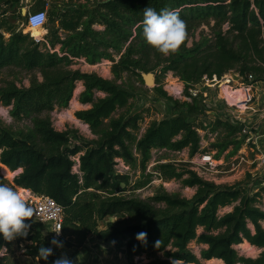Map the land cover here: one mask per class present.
<instances>
[{"label":"trees","instance_id":"1","mask_svg":"<svg viewBox=\"0 0 264 264\" xmlns=\"http://www.w3.org/2000/svg\"><path fill=\"white\" fill-rule=\"evenodd\" d=\"M12 1V0H9ZM70 5L59 14L49 12L47 38L52 49L61 46V55L37 43L28 33L8 28L0 22V72L16 68L33 73L29 87L14 81L0 84V104L10 107L16 121L29 119L31 124L15 129L0 122V164L11 172L21 171L14 186L49 196L64 208L63 234L67 248H82L90 236L110 242L118 252L133 259L150 249L163 252V258L148 264H199L200 259L189 248L197 241L205 246L203 260L219 259L224 264H264V184L255 190L240 185H218L192 170L179 171L174 165L157 166L169 179H177L185 187L195 188L191 199L167 192L142 200L123 196L120 186L129 185L128 175L116 172V160L125 161L144 173L154 149L183 151L191 157L201 150L200 126L204 124L203 96H192L188 89L204 77L221 79L236 70L248 80H264V0H96L91 4ZM157 12L171 10L186 24V38L179 50L167 57L148 45L143 38L144 9ZM18 22H26L20 12ZM206 25L211 34L189 47L192 31ZM103 26V30L95 29ZM60 31L65 36H60ZM5 33L10 34L6 38ZM85 59L90 65L111 61L114 79L96 73L71 69L75 60ZM186 84L191 101L175 100L174 117L152 122L139 134L141 116L131 115L133 94L118 81L125 73H150L164 66ZM41 77V78H40ZM78 81L85 90L79 101L89 109L76 113L97 137L95 146L83 151L81 144L71 146L74 132L58 131L47 115L56 107L66 108L73 99ZM103 96L99 97L98 94ZM163 96L167 93L160 89ZM120 110L125 112L115 116ZM225 126L227 135L215 147L220 153L230 146L235 155L245 141L238 123L217 118L208 125ZM80 155L79 173L74 171L73 157ZM3 184H7L2 179ZM148 182H137L144 187ZM260 186V185H259ZM251 192H253L251 194ZM232 207L230 212L222 210ZM125 214L122 221L99 223L108 217ZM204 233L198 235V229ZM144 234V239H138ZM248 242L263 249L258 258L240 254L236 246ZM39 264H54L39 255L41 247H49L42 232L30 228L26 237L8 242L0 238V264H18L15 250ZM20 249V248H19Z\"/></svg>","mask_w":264,"mask_h":264},{"label":"rangeland","instance_id":"2","mask_svg":"<svg viewBox=\"0 0 264 264\" xmlns=\"http://www.w3.org/2000/svg\"><path fill=\"white\" fill-rule=\"evenodd\" d=\"M77 2L85 3L86 1L85 0H48L47 2L48 16H49V12H52L53 9H58L59 14H61V12H64L69 8H73L70 7V5L75 4ZM90 2L91 4H93L97 1L90 0ZM20 12L21 11L18 9L13 10L11 11L8 17L5 16L1 18L0 22L5 21L6 26L8 28H18L19 31L21 30L20 28L23 27L28 34L30 33V29L27 28L26 22L20 23L17 20ZM59 21H60L59 18L55 17L54 23L48 22V25L52 26L53 24H59ZM95 29L103 30L104 27L95 26ZM202 33H204L205 35H210L211 32L209 27L206 25H202L201 27H198L197 29L192 31L189 36V44H188L189 47L193 46V43L195 41H199L201 39ZM60 36L61 37L65 36V33L60 31ZM6 38L9 37L6 36ZM48 39L51 40L50 36L47 38V40ZM53 48L54 49L52 50V47L51 49L48 47V49L51 52H58L61 55L60 45H56ZM168 55H165V57H167ZM112 64L113 63L111 61L103 60L102 62L96 65H90L86 62L85 59H77L75 60L74 65L72 66L71 69L80 70L83 73H90V74L96 73L105 79L112 80L114 79V75L112 73ZM165 66L166 65L161 66L157 68L155 71H152L150 73L141 72L143 79L145 76H148L150 74L155 75V84L151 86H147L145 84V81L143 82L138 75L133 73H125L122 76V78L118 81V83L121 86L129 88L133 94L130 114L131 115L139 114L141 116V119L139 121V134L143 133V131L147 129L152 122L170 119L174 117L175 114H178V112L176 113L175 111L176 110V105L174 102L175 100L184 102L187 101L188 99L186 96V87H187L186 84L183 81H181V79L178 77V75L175 72L173 71L164 72L163 67ZM32 75L33 73H28L16 68H11V69L7 68L0 72V84H3V82L5 81L7 82L14 81L19 87H29L30 79ZM262 77L264 79V76ZM205 79H208V77L207 78L204 77L201 83H199L202 84V88H204L205 86L206 83ZM216 80L217 81L225 80V83H230L231 80H233L234 81L233 84L235 86H242V85L244 86L247 84L246 78L240 75L238 68H236V70H232L226 73L221 79H218L217 76H215L212 80H210V82L212 83L213 81ZM182 83L184 87V93L183 96L180 97L176 93L181 89ZM76 85L77 86L74 92V96L69 106L66 108L56 107L47 115L50 117V120L54 128L57 129L58 131L74 132V134L71 137V140H73L74 145L81 144L83 151H85L86 149L93 148L95 146V140L97 139V137L92 133V131L90 130L87 124L80 121L76 117V113L78 111L89 109L91 107L90 105L81 104L79 100H77L78 102L75 100L76 92L79 90H82L83 92L85 90L83 81H78ZM254 88L256 89L253 92L254 96L260 97L262 101L264 99V94L262 93L261 86L259 84H255ZM160 89H162L164 92L167 93L166 97L160 93ZM196 89L201 90L199 87ZM207 89L209 88L207 87L206 90ZM188 92L192 93L190 89H188ZM216 92L218 93V91ZM98 96L102 97L103 94L99 93ZM10 110H11L10 107H5L4 105L0 104V122H2L4 125L18 129V128H23L24 126H29L31 124V121L29 119L16 121L14 118L11 117ZM125 111L126 110H120L119 112L116 113L115 116L117 117L119 114ZM249 115L247 117L249 119V122L256 123L258 116L254 118ZM208 116H209V120H212V122L215 121L214 115L212 113ZM241 118H245V116H242ZM197 124L201 128V130H199V133L201 135V150L193 157H191L188 149H185L181 152L154 149L152 151V159L144 173L140 168H133L125 161H122L123 163L122 162L118 163V160H116V162L118 163L116 166L117 174L128 175L130 178L129 185L122 184L120 186L122 190L120 194H122L123 196H129L142 200H147L155 196L157 193L167 192L170 194L179 195L182 198L191 199L196 193L195 188L185 187L180 180L169 179L166 175H164L160 170L157 169V166L161 164H171L174 165L179 171L192 170L196 172L195 169L197 170V167L196 165H193L191 161L192 159H199V155H201L204 152H210L214 154L217 159L216 161L219 162V164L220 163L223 164V167H221L219 170L220 174H215V177H212L214 178V181L212 180L213 182H215L218 185H230V186L238 184L242 188L247 189L248 187L247 185L249 184L250 186L254 181V179L251 177V175L248 173L247 170H244L243 172L240 173L226 172V170L228 169L227 165L229 164V160H230L229 158L231 156H234V155H230L233 151L234 146H230L229 149L227 151H224L223 153H220L221 149L219 147H215L224 137H226L227 128L225 126H220V125L216 127L213 124L212 125L204 124L200 120L197 121ZM240 137H245L246 140L244 141L242 149H240L239 151L247 152L246 151V145L248 144L247 142L249 140V137H254V134L249 133L246 136L241 135ZM2 167L3 165L0 164V184H3L2 179L5 180L7 184L4 185L13 188L20 195L21 199L27 200L26 197L25 198L22 197L19 187L14 186V179L19 173H21V171L12 172L13 177L7 178L2 173ZM197 172L199 173V171ZM228 178L232 180H227ZM137 182H148V184L144 187L137 188L136 186ZM258 188H261V186H259ZM258 188H256L255 190H257ZM252 193L253 192H251V194ZM24 194L25 196H27L25 192ZM26 204L29 207L31 206L29 203ZM258 205L261 209L264 210V199H261ZM231 210L232 207L225 208L222 210V214L230 212ZM124 218H126L125 214H118L115 216L108 217L99 223V229L104 230L107 228L108 223L122 221ZM28 223H30L31 227L34 228L35 230L42 232L43 234L46 233L45 240L47 242V245L53 249V255L57 259H59L62 256H66L72 261V264H148L152 259L164 257L163 252H158L156 250L150 249L147 253L142 254L141 256H138L133 259H128L126 255L114 249L110 242H103L94 236H90L88 238L87 243L82 248H67L64 245L62 247H57L50 243V241L54 237L51 236V234L49 233L50 231L49 226L46 225L39 226L38 224H36V222L32 220V218L30 221H28ZM263 226H264V222H263ZM202 233H204V229L199 228L198 235H201ZM57 239L60 241L61 238H57ZM204 247L205 246L199 244L197 241L192 242L189 246V248L200 259L199 264H220L217 263V261H214L215 259H213V261L212 260L206 261L202 259L201 250ZM19 248H17L15 250L16 252L14 253L18 264H39L34 259L24 255L25 251L21 250V248L23 249L24 247H19ZM236 249L240 252L241 255L250 258H258L263 252V249H258L254 246L249 247L245 242L241 245L236 246Z\"/></svg>","mask_w":264,"mask_h":264},{"label":"built area","instance_id":"3","mask_svg":"<svg viewBox=\"0 0 264 264\" xmlns=\"http://www.w3.org/2000/svg\"><path fill=\"white\" fill-rule=\"evenodd\" d=\"M47 23L48 10L40 9L37 11L28 12L26 17L28 29H44ZM29 34L32 35L37 43L45 42L43 36H33L32 31ZM208 79H205L206 83L204 88H202V84H199L194 85L193 88L190 89L192 96H203V105L205 107L206 114L204 117L205 124L212 123V120H209L208 116L212 113L214 115V120L220 118L224 122L238 123L241 127L243 126L241 135L246 136L249 133L254 134V137H249L247 142V152L239 151L234 156L229 158L230 160L229 164L227 165L228 169L226 172L240 173L244 170H247L254 179L250 187L258 188L259 185L262 186L264 184V107L258 111H253V109L250 108V105L256 100L255 96L253 95V87L255 84L264 85V80L256 81L254 75H249L247 84L244 86H235L233 84L234 81L231 80V82L228 84L229 88L231 89V94L226 95L224 92V94L221 95L219 93L223 90L222 87H220L218 84H213L214 81L211 83L210 80L212 79ZM182 87L183 83L181 89L176 93L180 97H182L184 93V87ZM198 87L201 90L196 89ZM207 87L209 89L206 90ZM216 91H218V93ZM239 91L244 92L242 94V98H240L241 96L238 94ZM187 98V101H191V98ZM250 111H252L253 114L249 116L253 115L252 117L254 118L258 116L256 123L249 122V119L247 118L248 114L246 113ZM242 116H245V118H241ZM70 144L71 146L74 145L73 140H71ZM216 160L217 159L214 154L210 152H204L199 155V159H192L191 163L196 165L197 170L195 169V171H199V173H197L200 177L206 179L207 181L211 180V182H213L214 178L212 177H215V174H220L219 170L221 167H223V164H219V162ZM73 161L74 170L76 173H79L80 155L73 157ZM121 162L122 160H118V163ZM24 191L27 195V200L24 201L25 203H29L31 205L30 207L33 209L34 214L32 216V220L39 226H49V233L51 236L61 238L63 234L64 208L56 200L49 196L38 194L28 189H25Z\"/></svg>","mask_w":264,"mask_h":264},{"label":"clouds","instance_id":"4","mask_svg":"<svg viewBox=\"0 0 264 264\" xmlns=\"http://www.w3.org/2000/svg\"><path fill=\"white\" fill-rule=\"evenodd\" d=\"M143 38L148 45L164 55L175 53L186 38V24L175 11L157 12L147 7L144 9ZM33 214V209L13 188L0 184V238L11 242L18 237H26L31 228L28 221ZM138 239L143 240L144 234H140ZM50 243L57 247L63 246L56 237ZM52 254L51 247L39 249V255L44 260ZM54 264H72V261L62 256L55 260Z\"/></svg>","mask_w":264,"mask_h":264},{"label":"crops","instance_id":"5","mask_svg":"<svg viewBox=\"0 0 264 264\" xmlns=\"http://www.w3.org/2000/svg\"><path fill=\"white\" fill-rule=\"evenodd\" d=\"M47 2H48V0H12V1L0 0V19L5 17V16L8 17L10 15L11 11L16 10V9L20 10L21 12L24 8L28 9V12L37 11L40 9L48 10ZM20 29H21L20 31H23L24 33L27 34L26 30L23 27ZM43 30H44V32H43L42 36L44 37L45 42H43L42 45L46 46L47 48L48 47L51 48V44L47 40V35L49 32L46 29H43ZM5 35L7 37H10V34H8V33H5ZM259 85L261 86L262 93L264 94V85H262V84H259ZM253 89H254V91L256 90L254 87H253ZM81 93H82V90H79L76 92V94H75V100L76 101L79 100ZM255 99L256 100L250 105V108L253 109V111H255V110L258 111L264 107V99L261 101L260 97H258V96H255ZM246 114L249 115V114H253V113H252V111H250ZM227 180H232V179L228 178ZM19 189H20V193L22 190H24L21 188H19ZM214 261H217V263H220V264H224V262L219 260V259H215Z\"/></svg>","mask_w":264,"mask_h":264},{"label":"bare ground","instance_id":"6","mask_svg":"<svg viewBox=\"0 0 264 264\" xmlns=\"http://www.w3.org/2000/svg\"><path fill=\"white\" fill-rule=\"evenodd\" d=\"M32 31V33L34 34L33 36H42V34H43V32H44V30L43 29H36V30H31L30 29V32ZM213 84H218L220 87H222V89L224 90H222V91H220V93L219 94H221V95H223L224 94V92H225V94L226 95H230L231 94V89L229 88V83H225V80H223V81H214V83ZM244 92L243 91H239L238 92V94L241 96L240 98H242V94H243ZM2 173L4 174V176L5 177H7V178H12L13 177V173L9 170V168L8 167H6V166H4L3 165V167H2ZM22 189V188H21ZM25 190V189H24ZM24 190H22L21 191V195H22V197L23 198H25L26 196H25V194H24ZM249 247H252L248 242H245Z\"/></svg>","mask_w":264,"mask_h":264},{"label":"water","instance_id":"7","mask_svg":"<svg viewBox=\"0 0 264 264\" xmlns=\"http://www.w3.org/2000/svg\"><path fill=\"white\" fill-rule=\"evenodd\" d=\"M109 1H114V0H109ZM22 16L24 18L27 17L28 15V9L24 8L21 12ZM144 81H145V84L147 86H151V85H154L155 84V75L154 74H150L148 76H145L144 77ZM243 129V126L241 127V130ZM44 236H46V233H44Z\"/></svg>","mask_w":264,"mask_h":264}]
</instances>
